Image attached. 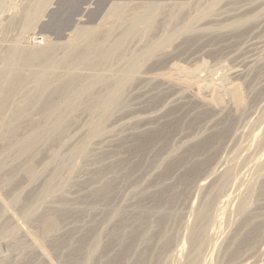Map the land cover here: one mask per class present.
Masks as SVG:
<instances>
[{"label":"bare ground","instance_id":"1","mask_svg":"<svg viewBox=\"0 0 264 264\" xmlns=\"http://www.w3.org/2000/svg\"><path fill=\"white\" fill-rule=\"evenodd\" d=\"M5 1L6 0H0V4L2 5ZM222 1H224V0H211L210 3H208L209 1L207 2L208 4L205 1H203L204 4H202V5L199 4L198 6L196 5L195 6L196 8L194 7V9H192V11L190 9H188V7H187L189 5V8H190V4L186 3V5L188 4L186 6V5H184L185 3L184 4H180L181 2L180 3L177 2V3H174V4L172 2L173 5L172 4L170 5L171 2H169V4L166 3L165 5L163 4L164 2L162 3L163 5H161L159 2H158L159 3L158 5H156L157 3H155V5H153L154 4L153 2L151 4H149V3L148 4L147 3L146 4L143 3V5L141 4L138 7H136V5L134 7L130 5V7H129V6H127L128 3H126V5H125V3L122 4V3H119V2H117V3L116 2L115 3L113 2V4H111V6H109L108 11H107V14H105L106 17L104 16L105 17L104 20H106V21L102 20L103 21V22L101 21L102 23L100 22L97 26L92 27V28H89L88 27V28H81V29L73 30V32L70 33V36L68 37L67 41H65L64 43L62 42L61 45L60 44L57 45V43L54 44V43H52L50 41H46L45 43H43V45H40L38 42H35V44H34L33 47H29L28 44L25 45L23 43L24 40H25V38H24L25 35L23 36V33H26L25 31L28 32L29 29L31 27H33L32 25L41 16L42 11L46 7V5L49 3L48 0H31V2H29V4L25 5L24 7L22 6V8L19 9L20 11L18 13V15H19L18 17L16 16L17 13L15 12L16 13L14 15L15 18H13L14 16L12 18L10 17V19L6 20V23L5 24L2 23V25H1V22H0V25H1V28L0 29H1L2 34H4V35L10 29H12L13 27L16 28V25L17 24L19 26V30H18L19 31V34H16L15 35L16 37H14L10 42H8L7 45H5V46L3 45L4 47L2 46V44L4 43L6 36L4 37V35L1 36V34H0V47L2 46L0 48V191L1 192H2V190L4 191V189H5L4 187L7 186L8 184H13V185L16 186L18 184V179H20L22 176L24 177L25 180H27V182H29L31 184L36 181V179L38 178V175H39V169H37V167L35 166V162L34 161L37 160L36 157H37L38 153L40 152L39 151L40 150V146L41 145L47 146V145H50V144L52 145V143H54V144H56V146L59 145V146L63 147L62 145H65L66 144L65 143L66 140H64V139H67V138H64V137H67V135H68L67 133L70 131L69 128L71 126H73V121H74V123L77 121V120H75V118H79L77 116L80 115L79 114V112L81 111V110H79L80 108L86 110L87 113H90V116L91 117L89 116L90 117L88 119L89 121H87V127L89 128V131H90V134L89 135H91L93 137L100 136L101 133H102V131H103V128H104L105 124L107 123V121L108 120L109 121L111 120V117L115 115V114L113 115V113L116 112V111H118L120 109L119 106H121V104L123 103L122 101L125 100L124 97H123L126 94V93H124V91L125 92L127 91L125 89L126 88H129L130 85H132L133 82H135L137 76L139 74H141L140 71L143 70L142 68L145 67V65L147 64V62L149 60H152L153 61V59L156 58V56H155L156 54L157 55L160 54L159 52L161 50H163L165 48L167 49L169 46L173 45L172 43L174 42L175 39H178V40L180 39L179 36H184V37H182V43H181V45H179V46H181L180 49L181 50L182 49L184 50V48L186 47V50H187L188 48H191L190 46L187 48V45H189V43L192 44V45L195 44V43L193 44V40H192L193 38H191V37L192 36L194 37V34L197 32V30H199V29H195L196 31L193 33L194 26H196L195 24L196 23L198 24V22H202L206 18L210 19L209 17H212L215 12H216L215 13V15H216L217 14V11L216 10L221 9V8H218L217 6H218L219 3L221 4ZM226 1L229 2L228 0H226ZM187 2H189V1H187ZM203 2H200V3H203ZM227 2H226V5H227ZM252 2H254V1H252ZM232 3L235 4V2H232ZM138 4H140V3H138ZM257 4H258V2H257ZM167 5H169V6H167ZM229 5L230 4H228V6ZM246 5L248 6V4H246ZM263 5L264 4H262V6ZM2 6H4V5H2ZM236 7L237 6H235V8ZM238 7H239V5H238ZM138 8H140V9H138ZM191 8H192V6H191ZM239 8H238V10H239ZM258 8L259 7H257L256 9H258ZM229 9H231V8H229ZM223 10H225V9H223ZM186 11H188V12H186ZM190 11L192 13H190ZM243 12H244V16H243V14L240 17L233 16L234 18L231 17L232 19L230 21H228L226 24L225 23L223 24V26L225 28L227 27L228 30H229V28L230 29L233 28V34L237 33V35L235 34L236 36H239L240 34L242 35V32H244L243 31V28L245 29L246 25L252 23L253 20L256 22L257 20H255V18L259 14L258 12H257V14H255L256 12L254 11L255 13H253V12H251V10L248 13H246L245 11H243ZM260 12H262V11H260ZM226 13H227V11H226ZM263 13L264 12H262V14ZM162 15H164L166 17L165 18V22L162 20L163 18L162 19L161 18L158 19V17L159 16L161 17ZM218 15L215 16L216 19H217ZM261 15H258V18L261 17ZM225 19H226V17H225ZM158 20L159 21L161 20L162 23L164 22L163 25H161L162 23L160 24L162 27L159 26L160 28H162V30H161L162 32L160 31V29L158 31L155 29V27L159 28L158 26H156V24L159 25V23H160V22L157 23ZM259 20H261V19H259ZM206 21H209V20H204V22H206ZM4 22H5V20H4ZM171 23L172 24L174 23L173 26H172ZM201 24H203V23H201ZM211 24H212V26H211ZM211 24L209 22L208 23L206 22L205 25H201L200 26V24H199V27L197 26V28L202 27V29H201L202 31L203 30H209V29H212V31H213V26L214 25H213L212 22H211ZM251 25H253V23ZM119 27H120V29L122 28L121 29V32L118 31V30H116V28H119ZM215 27H216V24H215ZM224 27H223V29L225 30ZM227 28H226V30H227ZM246 28L248 30V27H246ZM215 29H217V28H215ZM220 29H222V27H220ZM234 29L237 32H235ZM115 30H116V33H119V34H117V35L114 34V31ZM155 30L157 32V35L160 32H161V34H159V36L157 38H156V36H157L156 35L155 36L156 39H154V40L150 39L151 41H147V40H149L148 37L151 38V37L154 36V33L152 34L153 36L152 35L150 36V34L152 32H155ZM215 31H217V30H215ZM199 32L200 31H198V33ZM219 32H220V30H219ZM200 33H202V32H200ZM213 34H214V32H213ZM216 34H218V33H216ZM220 34H221V32L219 33V35ZM190 35H192V36H190ZM202 35H199V36L197 35V36L199 38ZM227 35H229V34H227ZM235 35H233V36H235ZM8 36H10V35H8ZM8 36H7V38H8ZM137 36H139V37H137ZM197 36L195 35V37H197ZM134 37L136 39L139 38L140 41L142 42V44L140 42V45H141L140 46V49L139 50L137 49L136 51L133 50V52L129 49L130 50V53H127L126 50L124 49V47H125L124 45L127 44L128 41L130 43V40H132ZM214 37L215 36H213L212 39ZM226 37H229V36H226ZM230 37H232V36H230ZM235 37H233L234 40H235ZM239 37H241V36H239ZM198 38H197V40H198ZM236 38H238V37H236ZM212 39H210V40H212ZM220 39H221V37H220ZM226 39H228V38H226ZM191 40H192V42H191ZM210 40H208V41H210ZM242 40H243V38H242ZM132 41H134V40H132ZM195 41H196V38H195ZM228 41H230V40H228ZM236 41H237V39H236ZM250 41H249V43H250ZM129 43H128V45H129ZM219 43H220V41H219ZM219 43H217V45ZM201 45H203V44H201ZM257 45H253V46L256 47ZM173 46H175V45H173ZM213 46H214V44H213ZM249 46H248V49H249ZM259 46H261V45H259ZM229 47H230V45H229ZM231 47H232V45H231ZM214 48L215 47H213V49ZM220 48H221V46H220ZM227 48L225 47V50ZM171 49L173 50V47ZM200 49H202V47ZM203 50H205V49L203 48ZM166 51H168V50H166ZM216 51H217V48H216ZM242 51H243V49H242ZM58 52H59V54L57 55ZM196 52H197V50H196ZM196 52H195V55H196ZM181 53H182V51H181ZM183 53H184V51H183ZM217 53H218V51H217ZM216 55H218V54H216ZM158 56H161V55H158ZM185 57H186V55H185ZM192 57H193V54H192ZM215 57H217V56H215ZM151 58H153V59H151ZM160 58H162V57H160ZM157 59H159V57H157ZM189 59L191 60V58H189ZM197 59H198V57H197ZM249 59H250V57H249ZM251 59H253V58H251ZM114 60L117 62V65H116L117 68H116V70H114V71H116V73H109L108 70H109L110 66L112 65L111 63ZM159 60H157V62H159ZM203 60L201 62H199V63L197 62V64L193 65L192 67L191 66L190 67H186V66L180 65L179 63H176V62H175L176 64L171 63V64H169L168 67H166L167 70L166 71H163V72L161 71V73L158 72V73L152 74L153 71L150 70V72H152L151 73V77H152V79L155 78V82H157L156 79H158V81L161 80V82L162 81H166L167 83H170L171 85L173 84L172 85L173 87L176 86V88L179 87L180 89L181 88H183L185 90L188 89L189 90V93H190V89H191L192 90L191 92L193 94V98L195 100L194 103L200 105V108L199 107L198 108L201 109V110H199L197 108L199 111L196 112V114L193 117L191 116L192 118L187 117L189 120H187L183 116V118H185L184 119L185 123L182 121L183 118L181 119V116H179V114H178V117L179 118H176L175 115H174L175 118L174 119L172 118V120H169L171 118L169 116L170 118L167 121L164 120V122L160 125V127L158 126L159 128L158 129L156 128V130H154V129L153 130H149L148 129L147 131H142V132L141 131L140 132L137 131V133L135 134V136L133 137V139L131 138L132 137V134H131V137H129V135H128V137L131 138L132 141H133V142L132 141L130 142L131 144L133 143L132 145H130L129 147H126L127 150H128V152H127L126 148L124 149L126 152H124L122 150L123 148L122 149L117 148V149L118 150H121L123 152V154L124 153H127V156H128L129 153L132 155V157H133L132 161H129L128 160L130 163L129 162L127 163L126 162L127 161L126 159H124L125 162L122 160L123 161L122 164L123 163L124 164L126 163L127 164L126 166L129 165L130 167L133 168V170L130 169V171L131 170L134 171V169H135L134 172L136 174V173H138V170H141V169H137V171H136V168H138V166H137L138 163L135 164L134 156H135V158L136 157H139V155L141 157L142 154H145V153L148 155L149 153H147V151L148 152L153 151V149L156 148V147H157L156 148L157 150H158V147H159L160 150H162L161 148L165 149L166 148L165 146L168 145L167 143H169L168 142V139H169V141L171 140L170 139L171 138V136H170L171 133H173L175 130L177 131V129L180 131L179 128L182 125L184 126L185 124H186V127L189 128V130H190V128L192 130L194 128V126L196 127L197 126L196 124H198V122L201 119H203L202 117L204 115L206 117L208 110L210 111V109H211V111H214L212 109H216L218 107L221 108V106L224 104L226 98L231 94V88L233 87L231 81L230 82H226L225 80H223V81L221 80V83H218L217 84V80L216 79H214V81H216V83L212 80L213 78L211 79V76H213L211 74H210L211 75L210 77L209 76L208 77H203V76L202 77H199L198 76V72L200 73L199 70H202V69H204V68L207 67V66L205 67L206 63L204 65V61ZM221 60H222V58H221ZM254 60H256V59H254ZM254 60H253V62H254ZM162 61H163V58H162ZM167 63H169V61ZM193 63H194V61H193ZM19 64H20V66L21 65L22 66L23 65L24 66L26 65L29 68L26 67V68L22 69L21 68L22 66L21 67L19 66L20 67L19 68L18 66H16V65H19ZM114 64H116V63H114ZM30 66L34 67V69H31ZM261 68H263V67H261ZM83 70H85L86 72L88 71V73L84 74L85 72ZM109 71H111V70H109ZM260 71H261V69H260ZM234 72H233V74H236ZM261 74H263V73H261ZM259 75H260V73H259ZM140 76H142V75H139V77L137 78V80L139 78H141ZM144 76H145V74H143V77ZM147 78H148L147 76L144 77L143 78V81L146 82ZM252 79H253V77H252ZM149 80H151L150 77H149ZM231 80H234V79L232 78ZM163 83H165V82H163ZM256 83H257V79H256ZM152 85H155V84H152ZM166 85H168V84H166ZM255 85H257V84H255ZM162 86H161V88H163ZM172 86H171V88H172ZM248 86H250V85H248ZM150 87H148V89ZM159 87H160V85H159ZM176 88H172V89H176ZM183 89H181L180 91L183 92ZM247 89H245V90H247ZM176 90L179 91L178 89H176ZM252 90H251V92H252ZM163 91H165V89ZM206 91H208V92H206ZM152 92H154V91L152 90ZM205 92H206V95L204 94ZM242 92H243L242 90L239 91V98H238V100L236 102L232 103V106L238 107V105L242 104L241 101H245V100H240V96H241V93ZM255 92H256V90H255ZM255 92L253 91V95H254ZM261 92H259V93H261ZM146 93H149L148 90L146 91ZM160 93H158V94H160ZM185 93H186V91H185ZM256 93H255V95H256ZM142 94L143 93H141V95ZM183 95H184V93H183ZM261 95H263V94H261ZM138 96L136 98H138ZM142 96L144 98V95H142ZM173 96H174V94H173ZM186 96H188V95H186ZM189 96L191 97L192 95L189 94ZM149 98H151V97H148V99ZM153 98H151V99L153 100ZM191 98H190V100H191ZM156 99H158V97ZM137 100H139V99H137ZM145 100H147V99H145ZM191 101H193V100H191ZM149 102H151V101H149ZM157 104H155V107H156ZM196 104H195V107L198 106ZM124 105H125V103H123V106ZM126 105H127V103H126ZM192 105H194V104H192ZM225 105L223 107H225ZM202 106L209 108L208 110L206 109L207 112H206V110ZM175 107H176V105H175ZM192 107H190V108H192ZM117 108H119V109L116 110ZM122 108L125 109V106L124 107H121V109ZM181 108H183V106ZM193 109H195V108H193ZM233 109H234V111H237L236 110L237 108L236 109L233 108ZM78 110H79V112H78V115L76 116V113H77ZM149 110L150 109H148V111ZM230 110L233 112V110L231 108H230ZM178 111H180V110H178ZM211 111L209 113H211ZM130 112H132V111H130ZM188 112H190V111H188ZM216 112H219V111L216 110ZM175 113H176V111H175ZM183 113H185V112H183ZM176 115H177V113H176ZM229 115H231V114H229ZM133 117H134V115H133ZM148 117H147V119H148ZM155 117H156V115H155ZM225 117L227 118L229 116L226 115ZM138 118L136 120H138ZM166 118H168V117H166ZM224 118H223V121L225 122V125L228 126V124L230 123V119L227 118V120L229 119L227 121L228 122V124H227V122H226V120ZM121 119H122V117H121ZM149 119H151V118H149ZM164 119H165V117H164ZM144 120H145V118H144ZM144 120L142 119V121H144ZM157 121H159V120H157ZM223 121L220 122V125L221 126L224 123ZM127 123L128 122H126V124ZM139 124H137V126ZM150 125H151V123H150ZM215 125L216 124H214V126ZM220 127L217 128V129H219V131H220V129H222ZM222 127H225V126H222ZM184 128H185V126H184ZM188 128H187V130H188ZM199 128H200V126H199ZM199 128H197V129H199ZM136 129H138V127ZM225 129H229V127H226ZM179 131H177V132H179ZM197 131L198 130H196V132ZM202 131L203 130H201V132ZM222 131H225V130L222 129ZM222 131L221 132H218V133H214L215 131H213V132H211L212 133L211 135L209 134L210 136H208V137L206 136V137H204V139L201 138L202 140H198L199 139L198 138L197 139L198 141H196V142H194L195 140L193 141L194 143L193 142L186 143V147L185 148L183 147V152H181L180 155L179 154L178 155L176 154L177 157H175V156L172 155L173 158L170 159L169 158L170 155H167V156H169L168 158L170 160L169 159L167 160V157H164L167 160L166 162H163L162 161V160H164V158L163 159H160V162H162V163L159 162L160 166L163 167L164 164H165V166L163 167L164 170L162 169L163 171L161 173H159V178L162 179L163 182L165 180L166 183L164 182V184H167V182L170 181V180L169 181H167V180L171 176V174H168L167 175V173L168 172L169 173H172L170 170L173 171V169L177 167L176 165L182 164L183 165V168H181V167L180 168L181 169H184V167H185V169H184L183 173L180 176L178 175L179 176V180H178L179 183L177 182L176 184H178V185L181 184V185L185 186V185H188V183H191L194 186H196L195 189L198 187L197 185H199L200 188H203L204 187L203 185L204 184H207V182L205 181L206 182L205 183L203 179L205 177H209V172H211V170H209L210 166L209 167H206V166H207L208 162L210 161V159L213 156L215 157L214 152H216L215 150L217 149V148H214V151H212L213 145H217V144H214L213 142L215 141V143H216L220 139L221 135L223 134ZM184 132H186V131L184 130ZM227 132H229V131H227ZM227 132H226V134H227ZM183 137L185 138L186 136H183ZM223 137H222V140L221 141H223V139H225ZM186 138H188V137H186ZM122 141L124 142V140H122ZM129 141H130V139H129ZM129 141H128V143H129ZM123 142H119L120 147H121V143H123ZM185 142H186V140H185ZM73 145L74 146L71 145V148H69V150L66 153H64V154H69V153L72 154L73 153V154L83 155L88 150L87 149L86 141H82L80 143H76V144H73ZM54 147L55 146H52L53 149H54ZM124 147H125V145H124ZM169 147L170 146L168 145V150H169ZM52 148H51V154H49L48 157H50L51 161L54 162L55 168L50 173V176L46 179V181L43 182L44 185L40 189L35 190V191H37V193H36L37 194L36 195L37 199H41L45 194L46 195H49V192L47 191V186L51 185L53 178L55 176H57L58 173L61 170H65V172L68 175V178H70V176L72 177V175L74 173V170H76L75 169L76 166L73 165V164H70V165H68V164L59 165V162L61 161V159H62V157H63L64 154H62L60 151H58V148H56L57 150L54 149L53 151H52ZM178 148H179V146H178ZM117 149L115 151H117ZM46 150H47V148H46ZM157 150L156 151L154 150L156 152L155 153L156 155H157ZM165 150H167V149H165ZM165 152L167 153V151H165ZM151 153L152 152H150V155H151ZM44 154H46V152ZM47 155H46V157H47ZM194 155H198V157L197 156H194ZM199 155H202L203 157H201V159L196 160L197 158H199ZM145 157H143V158H145ZM193 157L194 158L196 157L195 160L192 159ZM122 158H125V155ZM158 158H159V156H158ZM158 158H157V160H158ZM11 159L14 160V161L12 160L13 161V164H12ZM34 159H36V160H34ZM151 159L152 158H150V161H151ZM213 159L214 158H212V160ZM41 160H42V158H41ZM133 160H134V163H133ZM140 160L142 162L144 161L142 159V157H141ZM214 160L216 161V159H214ZM254 160L255 161L257 160L256 161L257 162L256 164H258L257 166L260 169V171H263L264 172V159L262 160L261 158H255ZM7 161H10L11 162V165H12L11 166L10 163L8 162L9 165H10L9 166V169L10 170L7 168L8 167V165H6V164H8ZM17 161H21V162H19V164L16 165ZM42 161H44V160H42ZM138 161L139 160H137V162ZM14 162H15V165H14ZM46 162L44 163L45 165L47 164ZM145 162L146 161H144V163ZM213 162L211 161L209 163H213ZM144 163H140L139 162V164L142 165V166H143ZM216 163L218 164V161L214 163L215 166H216ZM49 164H51V163H49ZM105 164H106V167H108L107 166V163H105ZM105 164L103 163L101 166H103ZM118 164H119V162H118ZM122 164H119V166H120L119 168H122ZM154 164L155 163H152L153 168H154ZM157 164H155V165H157ZM159 164L157 165L158 167H159ZM161 164H163V165H161ZM5 165L7 166L6 168L8 170L5 168ZM13 165L16 168H14ZM115 165H117V164H115ZM210 165H212V164H210ZM17 166H19V167H17ZM126 166L124 165V168H122V171H117V176L119 175L118 173H120V172L122 173L123 170H125V167ZM142 166H140V167H142ZM106 167L105 168L102 167L101 169L99 168L100 170L98 169V171L94 172L96 176L98 175V180H99V177L101 178V176H99V175H101L103 173L106 174V172H107V171L105 172V170H107ZM205 167L207 168V171L209 170L208 171V176H206V173L203 171V170L206 171V168ZM219 167L218 168L221 169V166H219ZM119 168L116 167L117 170ZM129 168H128L127 172L129 171ZM155 168H156V166H155ZM180 168H178V169H180ZM218 168H215V170L218 169ZM49 169H50V167H49ZM114 169H115V167H114ZM176 169L174 171H176ZM211 169H212V167H211ZM222 169H224V168H222ZM222 169H221V171H222ZM201 171L204 172V174H203V175H205L204 178H203V176L202 177H199V175L201 174ZM225 171H226V173L223 171V173H225V174H221L222 172H220V171L218 173L214 171V175L217 178L216 180H219L216 183H214L215 182V177H214V180H213L214 182L211 181V179H212L211 177L213 176V174H212V176L210 175L211 176V177H209V178H211L210 179V182H213L214 185L211 186L212 184H209L208 185L209 188L207 187L209 189V191H210V187H211V191L209 193L210 195L209 194L206 195V193L209 192L207 190V188H206L207 192H205L204 194L208 198L207 197L206 198L203 197L204 200L206 199V201L200 199V201L203 203V205L201 204L202 206L198 207V204H197L196 207H198V208L195 209V207H194V209H195L194 210L193 207H192L193 205L192 204L190 205V203H189L190 208H192L193 211L195 212V214L193 213V215H195L194 219H196V221H194V220L191 219L192 222L194 221V224L193 223H190L191 225L192 224L193 225L187 227L185 233L183 232V234H184L183 240L180 237V235H183V234H180V232H178V234H179L178 237H180L179 239L182 241V244H181L180 241H178V242H180V244L182 246L186 245L185 246L186 249L185 250L183 249V251H181L182 248L180 246H179V249L178 250H177V246H175L176 247L175 250H177V251H175V253H173V255L175 254V256H176V253L178 251L179 252L181 251L182 253H184L183 254V261L181 262V260H178L179 264H204L205 263V259H206L205 253L207 252V249L210 248L209 246H211L212 249L210 248L209 251H208V253H210V254H211V252L213 253V248H214V245H215V240H214L215 235L214 236L212 235V231L214 230V226H216L217 223H216V218L214 219L213 210H212V208H213L212 207L213 202H212L211 199H213V198L210 199L209 197L210 196H213L214 198H216V199L218 198L219 199L220 196L222 195L221 193H222L225 185H227V189H229V186H228L229 185V182L228 181L231 180V179H229V180H226V179H227V176L229 177L231 173L228 174L229 171H228V169L226 170V168H225ZM108 172H107V174H109ZM134 172H132V175L133 176H134V174H133ZM178 172H179V170H178ZM181 172L182 171H180V173ZM263 172H261L262 176H264L263 175L264 174ZM90 173L88 172V175ZM96 173H98V174H96ZM211 173H213V171ZM215 173L220 174L221 176L219 177V175H217L218 176L217 177ZM20 174L22 176L20 178H16L18 175L20 176ZM125 174H126V170H125ZM142 174H143V172H142ZM40 175H43V174H40ZM90 176H91V174H90ZM102 176H104V175H102ZM111 176L113 177L112 173H111ZM128 176H130V175L128 174ZM93 177H95L94 174H93ZM93 177H90V179L91 178L93 179ZM104 177H102V180L104 179ZM124 177H126V175ZM165 177L167 179H164ZM175 177H174V179H175ZM197 177L198 178H201V180H198L199 182H201L200 184H199L198 181H197L198 183L196 182V178ZM129 178H131V177H128V179ZM72 179H73V177H72ZM96 179H94L93 182H95ZM113 179H115V178H112L111 180H113ZM138 179H140V178H138ZM194 179H195V181H193ZM66 180H67V178H66ZM69 180H71V178ZM205 180H207V179H205ZM91 181H89V182H91ZM106 181H109V180H106ZM226 181H227V183H226ZM66 182L70 183L69 181H66ZM78 182L76 181V183L74 185H76V184L79 185V183H80V186H79V188H80L81 185H83L84 182L83 183H81V182L78 183ZM111 182H114V180L111 181ZM111 182L110 181L107 182V183L105 182L103 185L100 183L102 186L100 188H98L100 186V185H98V187H97L98 189H94L93 191H91L92 189L89 188V189H91L90 192H86L85 191L86 190V187H85L84 192H86V194H83V197L80 196V199L82 197V200L81 201H78L79 200L78 199L77 202L75 203V205H76V204H79L78 202H80L81 205L80 204H79V206L76 205L78 207H76V206L74 207L73 206L74 205L73 204L74 203L73 200H71L73 203H69L70 201H66L65 199H62L61 198L63 201H60V204L56 208H54L53 210H51L50 213H47L45 215H42L41 217L39 216L41 218L39 220V229H38L37 232L35 231V232H32V234H31V237H32V239L34 241V245L37 246V243H38V245H40V247H41V240H43V238H46L44 240L47 241V239H48L47 237H50L52 235H55V233L57 232V230L59 228L60 220H63L64 218H66V217H68L70 215L71 216L73 215L72 217H74V215L77 216V214L83 210V205L86 206L84 208H87L88 206L89 207L90 206L93 207L95 204L97 206L99 203H101V200H104V199L107 200L108 197H110V194L113 191L112 190L111 193H110V190H111V187H112V185L110 184ZM160 182H157V183L161 184ZM175 182H176V180H175ZM194 182L197 183V184L195 185ZM232 182H231V187H232V185L235 184V181H234V184ZM261 182L262 183H260L257 192H258V194H261V195L264 196V180H261ZM86 183L88 184L87 181H86ZM171 183H168L167 186H169V184H171ZM191 184L188 185V187L190 189L194 188V187L191 188V186H193ZM74 185L72 187H74ZM178 185H177V187H178ZM85 186H86V184H85ZM155 187L157 188V186H155ZM161 187H162V185H161ZM169 187H172L173 188L172 185H170ZM174 187H176V185ZM186 187H184L183 189H189L188 187L187 188ZM76 188L77 187H75V189ZM83 188H84V185H83ZM113 189H114V186H113ZM115 189H117L116 186H115ZM173 189H168V187H166V188H164L161 191L160 190H155V191H158V192H156L154 194H153V191H154L153 190L152 191V194L153 195L151 196V193H150V197H147V196H149V192L146 193L147 190H145L146 192L144 191L146 195L148 194L147 196L145 195L144 198L146 199V197H147V198H151L152 199V201H153V204L152 205H154L153 207L156 206V209H155L156 212H154V213L157 214V218L156 219L158 220V222L160 221L162 224H163V222H165V220H167L168 218H170V215H171V211L170 210L173 207L170 208L171 207L170 206L168 208V206H169L168 204L171 203V205H172V201L174 200V198H175L174 196L175 195L171 194L172 191H170L171 192L170 193L169 190H173ZM175 189H174V191H175ZM204 189H205V187L203 188V190L202 189H200V190L201 191H204ZM227 189L225 187V190H227ZM62 190H63V188L61 186H59V185H57L56 188H55V191L56 192H61ZM78 190L82 191L81 189H78ZM178 190H179V188H178ZM200 190L198 189V191H197V192H199V194H200ZM142 191H140V192H142ZM192 191L193 190H191V192ZM179 192L180 191H176V193H178V196L181 195V194H179ZM182 192H185L186 194H189L190 193L189 191H188L189 193H187L185 190L184 191L182 190ZM225 192L227 193V191H225ZM185 193H182V194L184 195ZM190 194H192V193H190ZM202 194H203V192H202ZM219 194H220V196L218 197ZM223 194H225V193L223 192ZM114 195H115V191L113 193V197H114ZM143 195H144V193L142 194V196ZM229 195L230 194H229V191H228V196ZM222 196L224 197V195H222ZM263 196L260 197V195H259L258 199L262 198L263 201H264ZM111 197H112V194H111ZM185 197L187 199L189 196H184L183 198L185 199ZM235 197H237V196H235ZM256 197H257V195H256ZM177 198H179V197H177V195H176V199ZM180 198H182V196ZM225 198H226V200L225 199H223V200L227 201L226 203H228V200H230L231 197L230 198L229 197H225ZM237 198H239V195H238ZM76 199H74V200H76ZM151 199H150V203H152L151 202ZM188 199H190V197ZM216 199H214L213 201H215ZM67 200H70V198L67 199ZM147 200L148 199H146V201ZM223 200H222V202H223ZM238 200H239V202H236V204L238 203L236 210H232V211L233 212L236 211L237 213L236 212L235 213L237 214V217L239 215L240 216L239 217L240 220L242 218H243V220H242V222L239 221V220H237V221L241 222L240 223L241 226L239 225L240 228H238L239 230L237 229L238 231L236 232V234H234L233 237H232L233 234L231 233L232 235H230L231 236L230 237L231 239L229 238V240H230L229 246L224 245L226 248L227 247L228 248L225 249V247L223 248V245H222V250L225 249L222 252V250L220 248L221 245H220V247H219L220 249L218 250V253L221 254V252H222V254L221 255L218 254V256L220 255V258L217 256L218 259H219L218 262H216L217 264H251L253 261L257 264L258 263V260H257V262L255 260H253V259H255V258H253V256H255L254 254H258V252L260 250H262V249L264 251V246L263 245H262L263 248H260L261 247L260 245L262 243L264 244V219H263L264 218V215H263V218L261 217L262 214H264V213L261 212L262 213L261 215L259 213L257 214V215H260V217H261V220H260V219L257 218L256 215L254 216V214H256V213H253V210H250V211H252V214L250 213L249 207H251V206L249 205V198L247 196H245V195L241 196L240 195V198L237 199V201ZM187 201L189 202V200H187ZM198 201L196 203H199L200 202V201L199 202ZM0 202H2L1 199H0ZM174 202H178V200H176ZM102 203H104V202H102ZM182 203H184V202H181V204ZM219 203H221V202H219ZM101 204H99V205H101ZM175 204L176 203H174L173 205L175 206ZM177 204L179 205L180 203H177ZM222 204H218V207L220 205V208L221 209H222V206L225 205V204L224 205H222ZM259 204H261V203H259ZM186 206H188V204ZM215 206L217 207V204H215ZM227 206H226V208H227ZM252 206H254V205H252ZM261 206H263V205H261ZM7 207H5V208L8 209ZM89 207L87 209H89ZM139 207H138V209H139ZM151 207H150V209H151ZM176 208H177V205H176ZM187 208H189V206ZM226 208H224V209H226ZM262 208H264V207H262ZM3 209H4V207H3ZM93 209L94 208H92V210ZM150 209H148V207L145 208V206H141V209L138 210L139 212L136 210L137 213L136 214L134 213L135 215H133L131 213L132 214L131 215L132 218H131V216H129L130 214L127 215L126 213H123V211L121 209L120 210H115L113 212V216L116 218L117 223L115 224V227L109 232V235H108L107 240H106L107 242L105 241L107 243L105 245V248H107V247H109L111 245L117 244L120 247V249H119L118 253L116 254V256L114 258L108 260L106 262V264H158L159 261H160L159 259L161 257L163 258L165 255H166L165 257H168L169 256V255L167 256V254L168 253L170 254V252L173 251L172 249L174 247V246L171 247L169 244L172 243L176 239L178 240V237L176 236L177 238L176 239L174 238V240L172 239L173 241H171V238L170 237H175V235H176L175 232L173 231L175 235H173L172 233L169 234V235H173V236H170V237H168V234H167V237H166V232L167 231L170 232V230H169L170 228H171V231H172V227H174L173 222L174 223L176 222L175 219H177V218L175 216H177V215H175V216L172 215L173 218H171V219H174L173 222L170 221V226H172V224H173L172 227L168 228L169 225L167 223H169V221L168 222L166 221L165 224L168 225V227H167L168 230H166V232H165V228H162V229H164V231L161 229L163 232H160V233H162L161 235H163V233L165 234V237H164V235L162 236V238L164 237L165 239L162 240V238H160L161 241H160V239L158 241L155 238H153L155 233H153V231L151 230V227L153 229L157 228L156 227L157 220H156V223H155L156 225H154L153 222H152L153 224L150 223V219H152L151 216H150L151 213H152V211ZM219 209H218V211H221ZM224 209H222V211H224ZM256 209L258 210V207ZM1 210H2V208L0 207V212H1ZM152 210H153V208H152ZM227 210H229V209H226V211ZM259 210H261V208H259ZM33 211H34V209L32 207H29L21 215V217H23L25 219V221L31 220V218H33L31 216V213ZM150 211H151V213H150ZM222 211H221V213H223ZM226 211H225V213H226ZM189 212L192 213V211H189ZM156 214H154L152 216H155ZM174 214H176V209H175V213ZM214 214H217L218 215L219 213L218 212L215 213V210H214ZM227 214H228V211H227ZM227 214H225V215H227ZM231 214L234 215L233 213H231ZM231 214H228V215H231ZM220 216H223V215L220 214L219 217ZM227 216H223L224 217L223 219H225V217L227 218ZM10 217H13V216H10ZM155 217H154V219H155ZM255 217L258 219V221L255 220L256 219ZM34 218H36V217H34ZM24 219H22V220L24 221ZM223 219H222V221H223ZM219 221L221 222V220H218V222ZM149 223L151 224V227H150ZM183 223H186V222H183ZM188 223L189 222L187 221V224ZM159 224L160 223H158V226L162 225V224H160V225ZM226 224L228 225V223H226ZM153 225H154V227H153ZM217 225H219V224H217ZM185 226H184V229H185ZM160 227H158L157 229L159 230ZM15 228H16V226H15ZM212 228H213V230H212ZM218 228H220V227H218ZM157 229H156V231H157ZM173 230H174V228H173ZM215 230H217V229H215ZM13 231H15L14 227H9V228L5 229V232L4 231L3 232L5 233V235L6 234L8 235V233L13 232ZM234 231H235V229H234ZM67 232L68 233L65 232V234L62 235L59 239L57 238V240H55V241L52 240L51 244L53 242L54 243L52 245L50 244V246L54 247L56 252L58 251V249H57L58 247L60 248L62 246L64 249L67 248V251H66L67 253L64 252L65 255L64 254L61 255L62 257L63 256L66 257V258H64V261H63V263L66 261V263H64V264H76V263H78L80 261H82L83 263L84 262H89L92 259L91 253L90 254H88V253H81L82 252L81 250H84V248H83L84 247V239H83V237H82V239H79V240L77 239L75 242H73L72 239H74V237L71 238L70 235L72 234L74 236V234L73 233H69V231H67ZM213 232H216V231H213ZM28 234H29V232H28ZM158 236L159 235H157L156 237L158 238ZM154 239L156 240L155 244L157 243L158 246L155 245L154 242H152V243L156 246L157 249H159V254L161 252L163 253L162 250H164V251H166L165 249L169 250L170 248L168 246H170L172 248L171 251L169 250V252L167 254L164 252L165 253L164 256H162V253H161V257L158 256L159 254H155V252H153V251L156 248L153 247L154 250L151 249L152 248L151 247L152 243L150 242V241H153ZM44 240H43V245L45 246ZM100 240H101L100 238H97L96 239V243L97 244H96L95 247L99 246ZM227 240H228V238H227ZM227 240H225V241L228 242L229 240L228 241ZM146 241L147 242H150L151 245L149 247H151L150 250H152V251L150 252V250H147L149 248L148 247V244H147V247H146L147 249L145 248V250H142V251H146L147 250V252L138 251L139 252L138 253L137 250H136V252L134 251L135 252L134 255H136V253H137L135 260H134V257L135 256L133 258H131L130 257L131 254H132L131 253V250L136 245H138V244L140 246H142L138 250L142 249L143 247H145L143 245V242L145 243ZM14 243H15V241H14ZM19 243H20V241H19ZM22 243L24 245V242H22ZM154 245H152V246H154ZM9 246H10V244H9ZM19 246H21V245H19ZM37 247H39V246H37ZM12 248L14 249L13 246H12ZM17 250H19V248ZM41 250H42V254L44 255L45 259L48 261V262H45V263H48V264L49 263H53V258L50 257L51 255L46 251V248L44 247ZM60 250L62 251L61 248H60ZM220 250H221V252H219ZM61 251L59 253H62L63 252V251L62 252ZM148 251L150 253H148ZM59 253H57L58 256H59ZM80 253L81 254H85V255H81ZM208 253H206V255H208ZM177 254H179V253H177ZM181 255L179 254L178 256H181ZM170 256H171V254H170ZM204 257H205V259H204ZM210 257H211V255H210ZM256 257H257V255H256ZM51 259H52V262H51ZM131 259H133L134 261L132 262ZM211 259H209V260H211ZM257 259L262 260V259H260L258 257H257ZM161 260H163V259H161ZM208 261L205 264H208L209 263ZM260 262H262V261H260ZM213 263H215V261ZM162 264H163V261H162ZM211 264H212V262H211Z\"/></svg>","mask_w":264,"mask_h":264},{"label":"rangeland","instance_id":"2","mask_svg":"<svg viewBox=\"0 0 264 264\" xmlns=\"http://www.w3.org/2000/svg\"><path fill=\"white\" fill-rule=\"evenodd\" d=\"M21 1V2H20ZM187 1H189V2H187ZM191 1V2H190ZM203 1H205L206 3L208 2V3H210L211 2V0H48V4L46 5V7L44 8V10L42 11V13H41V16L34 22V24L32 25L33 27H31L30 29H29V31L27 32V31H25L26 33H23V36L25 35V40H24V44L25 45H27L28 44V46L29 47H33L34 46V44H35V42H38L40 45H43V43H45L46 41H50V42H52V43H54V44H56L57 43V45H61L62 44V42L64 43L65 41H67V39H68V37L70 36V33L71 32H73V30H76V29H81V28H92V27H95V26H97L102 20H104L105 19V17H106V15L105 14H107V11H108V8H109V6H111V4H113V2L115 3H117V2H119V3H125V5H126V3H128L127 4V6H129L130 7V5L131 6H135L136 5V7H138L139 5H143V3H149V4H151L152 2L154 3L153 5H155V3H157L156 5H158L159 3L161 4V5H165L166 3H168L169 4V2H171L170 3V5L172 4V2H173V4L174 3H177V2H181L180 4H184V5H186V3H188V4H190V8H189V5L187 6L188 7V9H190L191 11H192V9H194V7L197 5H202V4H204V2ZM229 2H227L226 0H224V1H222L221 2V4L219 5L218 4V8H221V9H219V10H216L217 11V14L216 15H218L219 13V15H218V17H217V19H216V15H215V13L213 14V16L212 17H209L210 19H208V18H206V19H204V20H209V21H206L207 23L209 22L210 24H211V22L213 23V31H212V29H209V30H201L202 29V27H200V28H197V26L199 27V24H200V26L201 25H205V23L206 22H204V20L202 21V22H198V24L196 23L195 25L196 26H194V31H193V33L196 31L195 29H199V30H197V34L195 33L194 34V37L192 36V35H190V36H192L191 38H193L192 40H193V44L194 45H192V44H190L189 43V45H187V48L190 46L191 48H188L187 50H186V47L184 48V50L182 49H180V47L181 46H179V45H181V43H182V37H184V36H179V40L178 39H175L174 40V42L172 43L173 45H177L176 47L175 46H173V45H171V46H169L166 50H168V51H166L165 49H163V50H161L159 53L160 54H158V55H161V56H158L157 54L155 55L156 56V58L155 59H153V58H151V59H153V61L152 60H149L148 62H147V64L145 65V67L144 68H142L141 70L143 71H140L141 72V74H139V75H142V76H140L141 78H139L138 80H137V78L139 77V75L137 76V78H136V80H135V82H133V84L132 85H130V87L129 88H126L125 90H127L126 92L124 91V93H126L123 97H124V101H122L123 103H125V109H121V107H124L123 106V103L121 104V106H119V108H117L116 110H118V111H116V112H114L113 113V115L114 116H112L111 117V120L109 121H107V123L105 124V126H104V128H103V131H102V133H101V135L100 136H98V137H93V136H91V135H89L90 134V131H89V128L87 127V121H89L88 119L91 117L90 116V113H87V111L86 110H84V109H79V110H81L80 112H79V110L77 111V113H76V116L78 115V112H79V114L80 115H78L77 117H79V118H75V120H77L75 123H74V121H73V126H71L70 128H69V132L67 133L68 135H67V137H64V138H67V139H64V140H66V144L65 145H62L63 147H61V146H59V145H57L56 146V144H54V143H52V145L50 144V145H47V146H44V145H41L40 146V154L38 153V155H37V157H36V159H34V160H36V161H34L35 162V166L37 167V169H39V175H38V178L36 179V181L35 182H33L32 184L31 183H29V182H27V180H25L24 179V177L20 174V176L18 177H16V178H20L21 176V178L20 179H18V184L15 186V185H13V184H8L7 186H5L4 188V191L2 190V192L0 191V199H1V201L2 202H0V207L2 208V210H1V212H0V264H48V263H45V262H48L46 259H45V257H44V255L42 254V248H46V251L51 255L50 257L51 258H53V263H49V264H64V263H66V261L63 263V261H64V258H66L65 256H61V255H65V253H67L66 251H67V248H63L62 246L60 247L61 249H62V251L60 250V248L58 247L57 249H58V251L56 252L55 251V248L54 247H52V246H50V244H51V242H52V240H57V238L59 239L62 235H64L65 234V232L66 233H68L67 231H69V233H73L74 234V236L71 234H69L70 235V237L72 238V237H74V239H72L73 240V242H75L77 239L79 240V239H82V237H83V239H84V250H81L82 252L81 253H88V254H90L91 253V255H92V259L89 261V262H82V261H80V262H78V263H76V264H106V262L108 261V260H110V259H112V258H114L115 256H116V254L118 253V251H119V249H120V247L117 245V244H115V245H111V246H109V247H107V248H105V245L107 244L106 242V240H107V237H108V235H109V232L115 227V224L117 223V220H116V218L113 216V212L115 211V210H122L123 211V213H126L127 215H129V216H131L132 214L133 215H135L136 213H137V211L139 210V209H141V206H145V208H147L148 207V209H150V207H151V211H152V213H151V211H150V213H151V218L152 219H150V223L151 224H153L154 223V225H156V227L158 228V227H160L159 228V230L157 229V228H155V229H153L152 227H151V224L149 223V225H150V227H151V230L153 231V233H155L154 234V237L153 238H155L156 240H158L159 241V239L160 238H162V236L164 235V237H165V234L163 233V235H161L162 233H160V232H163L164 231V229H162V228H165V232H166V230H168V228H170V227H172L173 226V224H174V227H172V231H171V228L169 229L170 230V232L169 231H167L166 232V237H167V234H168V237H170V236H173V235H175V237H170L171 238V241H173L174 240V238L176 239L177 237H178V232H180V234H183V232L185 233L186 232V228L187 227H189V226H192L193 224H194V221H196V219H194V217H195V215H193V213L195 214V212L193 211V209H194V207H195V209L196 208H198V207H200V206H202L203 205V203L200 201V199L201 200H204V198H206L207 196V194H209L210 193V191H211V187H210V191H209V184H212L211 186H213L214 184H213V180H214V177H215V175H214V171L215 172H217L218 170L220 171V172H222L221 174H225L226 173V171H225V168H226V170L228 169V174L229 173H231L230 174V178L227 176V179L226 180H229V179H231V180H229L228 182H229V189H227V185H225V187H226V189L227 190H225V187H224V189H223V191H222V195H224V197L222 198L221 196H220V194L218 195V197L220 196V198L223 200V199H225L226 200V198L225 197H231L230 198V200H228V203H226L227 201H225V200H223V202H222V200L219 198H214L213 196H210L209 198L211 199V198H213V199H211L212 200V202H213V204H212V210H213V216H214V219L216 218V223L217 224H219V225H217L216 223V226H214V230H213V228H212V230L213 231H216V232H213L212 231V235L214 236L215 235V237H214V240H215V245H214V248H213V253L211 252V254L210 253H208V251H209V249L211 248V246H209L210 248L209 249H207V252L206 253H208V255H206V253H205V257H206V259H205V257H204V259H205V263L209 260V259H211V260H209L208 262L211 264V262H212V264H215L216 262H218V257L220 258V255L222 254V252L225 250V249H227L224 245H226V246H229V242H230V240H229V238L231 237L230 235H232V237L234 236V234H236V232L239 230L238 228H240V223L242 222V220H243V218L240 220V216L238 215V217H237V212L235 213V212H233L232 210H236V208H237V205H238V203L236 204V202H239V200L237 201V199H239L240 198V195L241 196H243V195H245V196H247L248 198H249V205L251 206V207H249V211L250 210H253V213H256V214H254V216L256 215L257 216V218L258 219H260L261 220V217L263 218V215L264 214H262V213H264V208H262V207H264V201H263V199L262 198H260V199H258V197H259V195H260V197H262L263 195H261V194H258V192H257V190H258V187H259V185H260V183H262L261 182V180H264V176H262V174H261V172H263V171H260V169L258 168V164H256L257 162V160L255 161L254 159L255 158H261L262 160L264 159V13L262 14V12H264V5L262 6V4H264V0H228ZM252 1H254V2H252ZM29 2H31V0H6L2 5H4V6H2L1 4V6H0V22H1V25H2V23L3 24H5L6 23V20H8V19H10V17L12 18L16 13V16L18 17L19 15H18V13H19V9H21L22 8V6L24 7L25 5H27V4H29ZM159 2V3H158ZM164 2V3H163ZM200 2H203V3H200ZM226 2H227V5H226ZM231 2V3H230ZM232 2H235V4L234 3H232ZM257 2H258V4H257ZM16 3V4H15ZM26 3V4H25ZM138 3H140V4H138ZM163 3V4H162ZM178 3V4H179ZM198 3V4H197ZM207 3V4H208ZM225 3V4H224ZM238 3V4H237ZM248 4V6L246 5V4ZM23 4V5H22ZM134 4V5H133ZM172 4V5H173ZM194 4V5H193ZM228 4H230L229 6H228ZM234 4V5H233ZM243 4V5H242ZM261 4V5H260ZM17 5V6H16ZM223 5V6H222ZM238 5H239V7L241 8H239L238 7ZM242 5V6H241ZM258 5V6H257ZM167 6H169V5H167ZM191 6H192V8H191ZM231 6V7H230ZM233 6V7H232ZM235 6H237L238 8H239V10H238V8L236 7L235 8ZM226 7V8H225ZM257 7H259L258 9H256ZM196 8V7H195ZM229 8H231V9H229ZM235 8V9H234ZM244 8V9H243ZM18 9V10H17ZM138 9H140V8H138ZM217 9V8H216ZM223 9H225V10H223ZM233 9V10H232ZM243 9V10H242ZM256 9V10H255ZM187 10V9H186ZM222 12H221V11ZM238 10V11H237ZM242 10V11H241ZM247 10V11H246ZM250 10H251V12H253V13H255V14H257V12L259 13L258 15H261V17H259L258 18V15L256 16V18H255V20H257L256 22L254 21H252V23H253V25H251L252 23H250V24H248V25H246V27H248V30H247V28L245 27V29L243 28V31L244 32H242V35L240 34L239 36H241V37H239V36H236L237 35V33H235V34H233V28H229V30H228V28H227V30H226V28L223 26V24L225 23H227L228 21H230L232 18H234L233 16H238V17H240V16H242V14H243V16H244V12L243 11H245L246 13H248V12H250ZM262 11V12H260V11ZM130 11V10H129ZM190 11V13H192ZM194 11V10H193ZM224 11V12H223ZM226 11H227V13H226ZM255 11V12H254ZM16 12V13H15ZM186 12H188V11H186ZM236 12V13H235ZM238 12V13H237ZM222 13V14H221ZM245 13V14H246ZM261 13V14H260ZM13 14V15H12ZM9 15V16H8ZM7 16V17H6ZM105 16V17H104ZM164 15H162L161 17L159 16L158 17V19L159 18H163L162 20L165 22V16L163 17ZM230 16V17H229ZM104 17V18H103ZM225 17H226V19H225ZM232 17V18H231ZM4 18V19H3ZM13 18H15V16L13 17ZM220 18V19H219ZM230 18V19H229ZM258 18V19H257ZM225 19V20H224ZM259 19H261V20H259ZM4 20H5V22H4ZM108 20V19H107ZM212 20V21H211ZM104 21H106V20H104ZM215 21V22H214ZM103 22V21H102ZM101 22V23H102ZM160 22V23H159ZM163 22V23H164ZM219 22V23H218ZM157 23H159V25H157L156 24V26H160V27H162L161 25H163V23L161 22V20L159 21H157ZM162 23V24H161ZM201 23H203V24H201ZM221 23V24H220ZM261 23V24H260ZM161 24V25H160ZM172 24V23H171ZM174 24V23H173ZM173 24H172V26H173ZM215 24H216V27H215ZM218 24V25H217ZM1 25H0V28H1ZM222 25V26H221ZM211 26H212V24H211ZM222 27V29H220V27ZM250 26V27H249ZM141 27V26H140ZM157 28V27H155V29L158 31L159 29H160V31L162 30V28ZM223 27L225 28V30L223 29ZM252 27V28H251ZM15 27H13L12 29H10L5 35L4 34H2V32H1V29H0V34H1V36H3L4 35V37H5V41H4V43L2 44V46L4 45H7L8 44V42H10L14 37H16L15 35L16 34H19V26H18V24L16 25V28L14 29ZM18 28V29H17ZM175 28V27H174ZM215 28H217V29H215ZM120 29V27L119 28H116V30H118V31H120L121 32V29ZM204 29V28H203ZM217 30V31H215V30ZM220 30V32H221V34L219 35V30ZM251 29V30H250ZM32 30V31H31ZM116 30L114 31V34H119V33H116ZM156 30H155V32H152L151 34H150V36L154 33V38L153 37H148V39L149 40H147V41H151L150 39H152V40H154V39H156L158 36H159V34H161V32L157 35V32H156ZM211 30V31H210ZM223 30V31H222ZM248 32H247V31ZM18 31V32H17ZM198 31H200V32H202V33H198ZM205 31V32H204ZM207 31V32H206ZM225 31V32H224ZM234 31L235 32H237L235 29H234ZM246 31V32H245ZM15 32V33H14ZM213 32H214V34H213ZM223 32V33H222ZM212 33V34H211ZM216 33H218V34H216ZM232 33V34H231ZM244 33V34H243ZM248 35H246V34ZM10 35V36H8V35ZM203 34V35H202ZM211 34V35H210ZM223 34V35H222ZM227 34H229V35H227ZM14 35V36H13ZM157 35V36H156ZM195 35L197 36H199V35H202V36H200L199 38H198V36L197 37H195ZM206 35V36H205ZM209 35V36H208ZM218 35V36H217ZM222 35V36H221ZM233 35H235L236 37H238V38H236L235 36H233ZM7 36H8V38H7ZM13 36V37H12ZM155 36H156V38H155ZM213 36H215L213 39H212V37ZM221 37V39H220V37ZM224 36V37H223ZM226 36H229V37H226ZM230 36H232V37H230ZM10 37V38H9ZM137 37H139V36H137ZM219 37V38H218ZM233 37H235V40H234V38ZM253 37V38H252ZM195 38H196V41H195ZM197 38H198V40H197ZM226 38H228V39H226ZM233 38V39H232ZM242 38H243V40H242ZM200 39V40H199ZM203 39V40H202ZM210 39H212V40H210ZM236 39H237V41H236ZM249 39V40H248ZM252 39V40H251ZM262 39V40H261ZM132 40H134V41H132ZM132 40H130V43H129V41L127 42V44H125L124 46V49L126 50V52L127 53H130V50L133 52V50L134 51H136L137 49L139 50L140 49V39L139 38H133ZM139 40V41H138ZM192 40H191V42H192ZM208 40H210V41H208ZM217 40V41H216ZM222 40V41H221ZM228 40H230V41H228ZM251 40V41H250ZM28 41V42H27ZM180 41V42H179ZM195 41V42H194ZM200 41V42H199ZM219 41H220V43H219ZM239 41V42H238ZM249 41H250V43H249ZM255 41V42H254ZM257 41V42H256ZM199 42V43H198ZM229 42V43H228ZM263 42V43H262ZM128 43H129V45H128ZM178 43V44H177ZM217 43H219L218 45H217ZM224 43V44H223ZM141 44H142V42H141ZM199 44V45H198ZM201 44H203V45H201ZM206 44V45H205ZM213 44H214V46H213ZM234 44V45H233ZM251 44V45H250ZM258 44V45H257ZM139 45V46H138ZM192 45V46H191ZM218 47H217V46ZM229 45H230V47H229ZM231 45H232V47H231ZM250 45V46H249ZM253 45H257L256 47L255 46H253ZM259 45H261V46H259ZM1 46V47H2ZM3 46V47H4ZM195 46V47H194ZM220 46H221V48H220ZM238 46V47H237ZM248 46H249V49H248ZM253 46V47H252ZM0 47V48H1ZM173 47V50L171 49ZM198 47V48H197ZM202 47V49H200ZM210 47V48H209ZM213 47H215L214 49H213ZM225 47L227 48L226 50H225ZM136 48V49H135ZM194 48V49H193ZM203 48L205 49V50H203ZM209 48V49H208ZM216 48H217V51H218V53H217V51H216ZM243 49V51H242V49ZM247 48V49H246ZM130 49V50H129ZM192 49V50H191ZM220 49V50H219ZM246 49V50H245ZM186 50V51H185ZM189 50V51H188ZM196 50H197V52H196ZM210 50V51H209ZM213 50V51H212ZM129 51V52H128ZM176 51V52H175ZM180 51V52H179ZM181 51H182V53H181ZM183 51H184V53H183ZM215 51V52H214ZM242 51V52H241ZM172 52V53H171ZM188 52V53H187ZM191 52V53H190ZM195 52H196V55H195ZM222 52V53H221ZM233 52V53H232ZM236 52V53H235ZM245 52V53H244ZM207 53V54H206ZM232 53V54H231ZM59 54V52L57 53V55ZM174 54V55H173ZM189 54V55H188ZM192 54H193V57H192ZM210 54V55H209ZM216 54H218V55H216ZM224 54V55H223ZM182 55V56H181ZM185 55H186V57H185ZM195 55V56H194ZM221 55V56H220ZM250 55V56H249ZM164 56V57H163ZM167 56V57H166ZM204 56V57H203ZM206 56V57H205ZM215 56H217V57H215ZM219 56V57H218ZM236 56V57H235ZM248 56V57H247ZM157 57H159V59H157ZM160 57H162L163 58V61H162V58H160ZM172 57V58H171ZM179 57V58H178ZM182 57V58H181ZM197 57H198V59H197ZM215 57V58H214ZM232 57V58H231ZM235 57V58H234ZM249 57H250V59H249ZM256 57V58H255ZM168 58V59H167ZM170 58V59H169ZM175 58V59H174ZM189 58H191V60L189 59ZM195 58V59H194ZM221 58H222V60H221ZM247 58V59H246ZM251 58H253V59H251ZM204 61V65H205V63H206V65H205V67L206 68H204V69H202V70H199L200 71V73L198 72V76L199 77H210L211 75H213V76H211V79L214 81V79H216L217 80V84L218 83H221V80L223 81V80H225L226 82H230L231 81V83H232V85H233V87L231 88V94L226 98V100H225V102H224V104L221 106V108L220 107H218V108H216V109H212V110H214V111H211V109H210V111H211V113H209L210 111L208 110L209 108H207V107H204V106H202L205 110L207 109L208 110V112H207V110H206V112H207V115H206V117H205V115L202 117L203 119H201L199 122H198V124H196L197 126L195 127L194 126V128L191 130V128H190V130H189V128L188 127H186V124L184 125L185 126V128H184V126L182 125L179 129H180V131L177 129V131H179V132H177L176 130L173 132V133H171L170 134V136H171V140L169 141V139H168V142L169 143H167L170 147H169V150H168V145H166L164 148L165 149H167V150H165V149H163V148H161L162 150H160L159 149V147H158V150L156 149V148H154L153 149V151H150V152H154L153 154L151 153V155H150V152H148L147 151V153H149L148 155L145 153V154H142V159L144 160V161H146L145 163H144V161L142 162L140 159H141V157H140V155H139V157H136L135 158V156H134V160H135V164H137V166H138V168H136V171H137V169H141V170H138V173H136L135 174V169H134V171H132L133 170V168L132 167H130L129 165V167L128 166H126L127 164L125 163H123L122 164V162L124 161V159H126L127 161V163L129 162V161H132V159H133V157H132V155L130 156L129 154H128V156H127V153H124L123 154V152L121 151V150H118L117 148H120V149H122L124 152H126L124 149L126 148V147H129L130 145H132L130 142L132 141V139H133V137L135 136V134L137 133V131H147L148 129L149 130H156V128L158 129L159 127H160V125L164 122V120H168L170 117V119L169 120H172V118L174 119L175 117L176 118H179L178 117V114H179V116H181V119L183 118V116L187 119V120H189L187 117H190V118H192L195 114H196V112H198L199 110H201V109H199L200 108V105H198V104H196V103H194V98H193V94H192V90L190 89V93H189V90L188 89H183V88H181V89H183V92H181L180 90V88L178 87V88H176V86L175 87H173L170 83H167L166 81H162L161 82V80H159L158 81V79H156V81L157 82H155V78L154 79H152V77H151V73L152 72H150V70L151 71H153V73L152 74H155V73H158V72H160L161 73V71L163 72V71H166L167 70V68L166 67H168L169 66V64H171V63H174V64H176V63H179L180 65H184V66H186V67H192L193 65H195V64H197V62L199 63V62H201L202 60ZM219 59V60H218ZM254 59H256V60H254ZM157 60H159V62H157ZM186 60V61H185ZM197 60V61H196ZM253 60H254V62H253ZM115 61V60H114ZM113 61V62H114ZM169 61V63H167ZM193 61H194V63H193ZM222 61V62H221ZM245 61V62H244ZM250 61V62H249ZM111 63L112 65L110 66V68H109V70H111V71H109L108 70V72L109 73H116V71H114V70H116V65H117V62L115 61L114 63H116V64H114V63ZM176 62V63H175ZM191 62V63H190ZM248 62V63H247ZM150 63V64H149ZM245 65H244V64ZM22 64V63H21ZM218 64V65H217ZM237 64V65H236ZM149 65V66H148ZM154 65V66H153ZM156 65V66H155ZM212 67H211V66ZM222 65V66H221ZM236 65V66H235ZM263 65V66H262ZM16 66H20V64L19 65H16ZM22 66V65H21ZM20 66V67H21ZM232 66V67H231ZM259 66V67H258ZM19 67V68H20ZM27 66L25 65H23L21 68L22 69H24V68H26ZM163 67V68H162ZM214 67V68H213ZM261 67H263V68H261ZM27 68H29V67H27ZM30 68L31 69H34V67H32V66H30ZM208 68V69H207ZM212 68V69H211ZM231 68V69H230ZM239 68V69H238ZM256 68V69H255ZM259 68V69H258ZM147 69V70H146ZM236 69V70H235ZM260 69H261V71H260ZM146 72H145V71ZM205 70V71H204ZM255 70V71H254ZM84 72V74H86V73H88V71L86 72L85 70H83ZM114 71V72H113ZM213 71V72H212ZM235 71V72H234ZM210 72V73H209ZM226 72V73H225ZM233 72L234 73H236V74H233ZM257 72V73H256ZM150 73V74H149ZM259 73H260V75H259ZM261 73H263V74H261ZM143 74H145V76L144 77H148L147 78V80H146V82L145 81H143ZM206 74V75H205ZM211 74V75H210ZM149 75V76H148ZM220 75V76H219ZM232 76V77H231ZM236 76V77H235ZM143 77V78H142ZM149 77H150V79L151 80H149ZM217 77V78H216ZM228 77V78H227ZM230 77V78H229ZM252 77H253V79L255 80H253L252 79ZM234 79V80H231V79ZM220 79V80H219ZM256 79H257V83H256ZM142 80V81H141ZM150 81V82H149ZM252 81V82H251ZM155 82V83H154ZM159 82V83H158ZM163 82H165L166 84H168V85H166L165 83H163ZM215 83H216V81H214ZM150 83V84H149ZM250 83V84H249ZM137 86H136V85ZM141 84V85H140ZM143 84V85H142ZM152 84H155V85H152ZM157 84V85H156ZM250 85V86H248V85ZM255 84H257V85H255ZM152 85V86H151ZM159 85H160V87H159ZM163 85V86H162ZM168 88H166L165 86ZM172 86V88H176V89H178L179 91H177L176 89H172L171 88V86ZM142 86V87H141ZM151 86V87H150ZM156 86V87H155ZM161 86L163 87V88H161ZM245 86V87H244ZM138 87V88H137ZM148 87H150L149 89H148ZM250 87V88H249ZM253 87V88H252ZM154 88V89H153ZM160 90H159V89ZM248 88V89H247ZM138 89V90H137ZM158 89V90H157ZM165 89V91H163ZM167 89V90H166ZM245 89H247V90H245ZM253 89V90H252ZM263 89V90H262ZM148 90V92L149 93H146V91ZM152 90L155 92H152ZM156 90V91H155ZM173 90V91H172ZM186 91V93H185V91ZM240 90H242L243 92L241 93V96H240V100H245V101H241L242 102V104H240V105H238V107H234V106H232V103H234V102H236L237 100H238V98H239V91ZM251 90H252V92H251ZM255 90H256V92H255ZM158 91V92H157ZM172 91V92H171ZM253 91L256 93V95H255V93H254V95H253ZM261 92V93H259V92ZM161 92V93H160ZM175 92V93H174ZM206 92H208V91H206ZM206 92L204 93L205 95H206ZM141 93H143L142 95H144V98H143V96L141 95ZM158 93H160V94H158ZM183 93H184V95H183ZM140 96H138V95ZM149 94V95H148ZM153 94V95H152ZM173 94H174V96H173ZM182 94V95H181ZM189 94L190 95H192L191 97L189 96ZM208 94V93H207ZM261 94H263V95H261ZM138 96V98H136L137 96ZM152 95V96H151ZM159 95V96H158ZM162 95V96H161ZM172 95V96H171ZM186 95H188V96H186ZM158 97V99H156L157 97ZM176 96V97H175ZM147 97V98H146ZM148 97H151V98H153V100L151 99V98H149L148 99ZM164 97V98H163ZM129 98V99H128ZM134 98V99H133ZM136 98V99H135ZM143 98V99H142ZM162 98V99H161ZM187 98V99H186ZM189 98V99H188ZM190 98H191V100H193V101H191L190 100ZM250 98V99H249ZM137 99H139V100H137ZM145 99H147V100H145ZM231 99V100H230ZM145 100V101H144ZM175 100V101H174ZM188 100V101H187ZM229 100V101H228ZM250 100V101H249ZM129 101V102H128ZM149 101H151V102H149ZM159 101V102H158ZM191 101V102H190ZM141 102V103H140ZM248 102V103H247ZM126 103H127V105H126ZM152 103V104H151ZM158 103V104H157ZM188 103V104H187ZM191 103V104H190ZM144 104V105H143ZM147 104V105H146ZM155 104H157L156 105V107H155ZM185 104V105H184ZM192 104H194V105H192ZM195 104L196 105H198L197 107H195ZM226 104V105H225ZM146 105V106H145ZM175 105H176V107H175ZM187 105V106H186ZM225 105V107H223ZM230 105V106H229ZM179 106V107H178ZM183 106V108H181ZM193 106V107H192ZM229 106V107H228ZM232 106V107H231ZM127 107V108H126ZM158 110H156L155 108ZM175 107V108H174ZM189 107V108H188ZM190 107H192V108H190ZM199 107V108H198ZM201 107V108H202ZM153 108V109H152ZM179 108V109H178ZM185 108V109H184ZM193 108H195V109H193ZM199 110H198V109ZM230 108L233 110V112L230 110ZM233 108H237L236 110L237 111H234V109ZM148 109H150L149 111H148ZM152 109V110H151ZM180 110V111H178V110ZM223 109V110H222ZM225 109V110H224ZM155 110V111H154ZM182 110V111H181ZM216 110L217 111H219V112H216ZM84 111V112H83ZM130 111H132V112H130ZM140 111V112H139ZM172 111V112H171ZM175 111H176V113H177V115H176V113H175ZM188 111H190V112H188ZM229 111V112H228ZM138 112V113H137ZM150 114H148V113ZM157 112V113H156ZM183 112H185V113H183ZM188 112V113H187ZM192 112V113H191ZM214 112V113H213ZM137 113V114H136ZM143 113V114H142ZM173 113V114H172ZM213 113V114H212ZM216 113V114H215ZM126 114V115H125ZM132 114V115H131ZM136 114V115H135ZM170 114V115H169ZM190 114V115H189ZM206 114V113H205ZM229 114H231V115H229ZM235 114V115H234ZM133 115H134V117H133ZM146 115V116H145ZM155 115H156V117H155ZM174 115H175V117H174ZM188 115V116H187ZM211 115V116H210ZM229 116V117H227V118H229L230 119V123L228 124V120H227V118L225 117V116ZM233 115V116H232ZM90 116V117H89ZM129 116V117H128ZM137 116V117H136ZM144 116V117H143ZM149 116V117H148ZM170 116V117H169ZM192 116V117H191ZM121 117H122V119H121ZM139 117V118H138ZM141 117V118H140ZM147 117H148V119H147ZM164 117H165V119H164ZM166 117H168V118H166ZM225 117V118H224ZM232 119H231V118ZM116 118V119H115ZM130 118V119H129ZM138 118V120H136ZM144 118H145V120H144ZM149 118H151V119H149ZM159 118V119H158ZM162 118V119H161ZM185 118H183V122L185 123V121H184V119ZM220 118V119H219ZM223 118L226 120V122H227V124H228V126L227 125H225V122L223 121ZM126 119V120H125ZM129 119V120H128ZM142 119L144 120V121H142ZM119 120V121H118ZM125 120V121H124ZM128 120V121H127ZM135 120V121H134ZM147 120V121H146ZM153 120V121H152ZM157 120H159V121H156ZM162 120V121H161ZM186 120V121H187ZM114 123H113V122ZM133 121V122H132ZM161 121V122H160ZM202 121V122H201ZM218 123H217V122ZM221 121H223L224 123L222 124V126H225V127H222L221 125H220V122ZM116 122V123H115ZM126 122H128L127 124H126ZM135 122V123H134ZM146 122V123H145ZM148 122V123H147ZM125 123V124H124ZM132 123V124H131ZM140 123V124H139ZM145 123V124H144ZM150 123H151V125H150ZM131 124V125H130ZM136 124V125H135ZM137 124H139L138 126H137ZM144 126H143V125ZM214 124H216L215 126H214ZM72 125V124H71ZM130 125V126H129ZM142 125V126H141ZM202 125V126H201ZM159 126V127H158ZM199 126H200V128H199ZM221 126V127H220ZM138 127V129H136ZM222 128L223 130H225V131H222V129H220V131H219V129H217V128ZM226 127H229V129H225ZM182 128V129H181ZM187 128H188V130H187ZM197 128H199V129H197ZM215 128V129H214ZM136 130V131H135ZM184 130L186 131V132H184ZM196 130H198L197 132H196ZM201 130H203L202 132H201ZM188 131V132H187ZM213 131H215L214 133H218V132H221L222 131V135H221V137H220V139L215 143V141L213 142L214 144H217V145H213V149H212V151H214V148H217L215 151L217 152H214V154H215V157L213 156L212 158H214V159H216V161L213 159L212 160V158L210 159V161L209 162H213V163H209L208 162V164H207V166L206 167H209L210 166V168H209V170H211V172L213 171V173H211V172H209V177H211L212 176V174H213V176L211 177V178H209V177H205V175H203L204 174V172L206 173V176H208V171H207V168H206V171L205 170H203V171H201V174L199 175V177H202L203 176V180H204V182L206 181L207 182V184H204L203 186L205 187V189H204V191H201L200 189H202L203 190V188H200L199 187V185H197L198 187L195 189V187L196 186H194L193 184H191V183H188V185H193V186H191V188L192 187H194V188H192V189H190L189 187H188V185H185V186H183V185H181V184H176L177 182L179 183V176L183 173V171H184V169H185V167H184V169H181V168H183V165L182 164H179V165H176L178 168H180V169H178L177 167V169L176 168H174L173 169V171L172 170H170L172 173H167V175L168 174H171V178L169 179L168 178V180L167 181H169V182H167V184L168 183H171V184H169V186L170 185H172L173 186V188L175 189L176 187H177V185H178V187L175 189V191H174V189L172 188V187H169V186H167V184H164V182H165V180H164V182H163V180L162 179H160L159 178V173H161L163 170H164V166H165V164L163 165V164H161V165H163V167L162 166H160V164H159V162H160V159H163L164 157H167V160L170 158V159H172L173 158V156H175V157H177V155L179 154H181V152H183V147L185 148L186 147V143H188V142H193L194 140V142H196V141H198V140H202V139H204V137H208V136H210L212 133L211 132H213ZM217 131V132H216ZM227 131H229V132H227ZM134 134H133V133ZM176 132V133H175ZM193 132V133H192ZM206 132V133H205ZM226 132H227V134H226ZM202 133V134H201ZM131 134H132V137H131ZM190 134V135H189ZM201 134V135H200ZM204 134V135H203ZM208 134V135H207ZM210 134V135H209ZM226 134V135H225ZM128 135H129V137H131V138H129L128 137ZM127 136V137H126ZM183 136H186V137H188V138H184ZM193 138H192V137ZM196 136V137H195ZM198 136V137H197ZM224 136V137H223ZM190 137V138H189ZM195 137V138H194ZM222 137L223 138H225V139H223V141H221L222 140ZM69 138V139H68ZM128 138V139H127ZM199 138V139H198ZM202 138V139H201ZM121 139V140H120ZM129 139H130V141H129ZM188 139V140H187ZM198 139V140H197ZM122 140H124V142L122 141ZM129 141V143H128V141ZM185 140H186V142H185ZM68 141V142H67ZM82 141H86V144H87V151L83 154V155H79V154H71V153H69V154H64V153H66L68 150H69V148H71V145L72 146H74L73 144H76V143H80V142H82ZM127 141V142H126ZM119 142H123V143H121V147H120V144H119ZM133 142V141H132ZM193 142V143H194ZM220 142V143H219ZM118 143V144H117ZM126 143V144H125ZM129 145H128V144ZM181 143V144H180ZM183 143V144H182ZM123 144V145H122ZM46 145V144H45ZM119 145V146H118ZM124 145H125V147H124ZM128 145V146H127ZM181 145V146H180ZM188 145V144H187ZM52 146H55L54 147V149H56V148H58V151H60L62 154H64L63 155V157H62V159H61V161L59 162V165H62V164H68V165H70V164H73V165H75L76 166V170H74V173H73V175H72V177H73V179H72V177L70 176V178H71V180H69L70 178H68V175H67V173L65 172V170H61L59 173H58V175L57 176H55L54 178H53V180H52V183H51V185H49V186H47V191L49 192V195H44L41 199H37V197H36V193H37V191H35V190H38V189H40L44 184H43V182H45L46 181V179L50 176V173L53 171V169L55 168V165H54V162L53 161H51V159H50V157H48L49 156V154H51V148H52ZM118 146V147H117ZM178 146H179V148H178ZM216 146V147H215ZM181 147V148H180ZM46 148H47V150H46ZM61 148V149H60ZM115 148V149H114ZM53 148H52V151L54 150ZM117 149V151H115ZM180 149V150H179ZM57 150V149H56ZM114 152H113V151ZM126 150H127V148H126ZM157 150V155L155 154L156 152L155 151ZM160 150V151H159ZM43 151V152H42ZM48 151V152H47ZM159 151V152H158ZM163 151V152H162ZM165 151H167V153L165 152ZM169 151V152H168ZM46 152V154H44ZM127 152H128V150H127ZM176 152V153H175ZM89 153V154H88ZM91 153V154H90ZM166 155H165V154ZM169 153V154H168ZM213 153V152H212ZM45 156H44V155ZM48 154V155H47ZM106 154V155H105ZM123 156H122V155ZM177 154V155H176ZM46 155H47V157H46ZM124 155H125V158H122V157H124ZM144 155V156H143ZM167 155H170V157L169 156H167ZM173 155V156H172ZM41 156V157H40ZM119 156V157H118ZM146 156V157H145ZM158 156H159V158H158ZM194 156H197L198 157V155H194ZM218 158H217V157ZM143 157H145V158H143ZM158 158V160H157V158ZM169 157V158H168ZM201 157H203L202 155H199V158H197L196 160H198V159H201ZM40 158V159H39ZM41 158H42V160H44V161H42L41 160ZM49 158V159H48ZM99 158V159H98ZM121 158V159H120ZM128 158V159H127ZM131 160H130V159ZM139 158V159H138ZM149 158V159H148ZM150 158H152L151 159V161H150ZM196 158V157H195ZM195 158L193 157L192 159L193 160H195ZM47 159V160H46ZM88 159V160H87ZM169 159V160H170ZM13 159H11V161H12ZM39 160V161H38ZM47 162H46V161ZM90 160V161H89ZM121 160V161H120ZM123 160V161H122ZM129 160V161H128ZM134 160H133V163H134ZM137 160H139L138 162H137ZM148 160V161H147ZM165 160V161H164ZM164 160H162L163 162H166L167 160L164 158ZM14 161V160H13ZM13 161H12V164H13ZM100 163H99V162ZM218 161V164L216 163V166H215V162H217ZM255 161V162H254ZM10 163V165H11V162L10 161H7V163ZM16 162V161H15ZM15 162H14V165H15ZM19 162H21V161H17V163H16V165L17 164H19ZM39 162V163H38ZM43 162V163H42ZM47 163L46 165L44 164V163ZM102 162V163H101ZM118 162H119V164H122V168H124V165L126 166L125 167V170H126V174H125V170H123V172L120 174V173H118L119 175L117 176V171H122V168H119L120 166H119V164H118ZM121 162V163H120ZM125 162V161H124ZM139 162L140 163H144L143 164V166L142 165H140L139 164ZM149 162V163H148ZM151 162V163H150ZM9 163L8 164H6V165H8V167L5 165V168L7 167L8 169H9ZM49 163H51V164H49ZM56 163V162H55ZM105 164V163H107V166L108 167H106V164L105 165H103V166H101L102 164ZM130 163V162H129ZM152 163H155V164H159V167L157 166V165H155L154 164V168H153V166H152ZM160 163H162V162H160ZM115 164H117V165H115ZM210 164H212V165H210ZM214 164V165H213ZM256 164V165H255ZM13 165V167L14 168H16L15 166ZM101 167H100V166ZM110 165V166H109ZM131 165V164H130ZM149 165V166H148ZM182 165V166H181ZM218 165V166H217ZM12 166V165H11ZM41 166V167H40ZM46 166V167H45ZM106 167V169L107 170H105V172L107 171H109L108 173L110 174H107V172H106V174L105 173H103V174H101V175H99V176H101V178L99 177V180L101 181H99L98 180V175L96 176L95 175V173L94 172H96V171H98V169L100 168H105ZM132 166V165H131ZM140 166H142V167H140ZM148 166V167H147ZM155 166H156V168H155ZM215 166V167H214ZM219 166H221V169L222 168H224V169H222V171H221V169H219L220 167ZM17 167H19V166H17ZM49 167H50V169H49ZM113 167V168H112ZM114 167H115V169H116V167L117 168H119L118 170L116 169H114ZM140 167V168H139ZM162 167V168H161ZM211 167H212V169H211ZM214 167V168H213ZM219 167V168H218ZM6 168V169H7ZM11 168V167H10ZM47 168V169H46ZM127 168V169H126ZM128 168H129V171L127 172V170H128ZM143 168V169H142ZM146 168V169H145ZM152 168V169H151ZM158 168V169H157ZM161 170H160V169ZM204 168V169H205ZM215 168H218V169H216L215 170ZM7 169V170H8ZM42 169V170H41ZM99 169V170H100ZM112 169V170H111ZM114 169V170H113ZM130 169H132L131 171L132 172H134L133 174H134V176L132 175V172L130 171ZM145 169V170H144ZM163 169V170H162ZM176 169V171H174ZM10 170V169H9ZM49 170V171H48ZM178 170H179V172H178ZM46 173H45V172ZM48 171V172H47ZM143 172V174H142V172ZM180 171H182L181 173H180ZM218 171V172H219ZM223 171L225 172V173H223ZM44 172V173H43ZM88 172L91 174V176H90V174L88 175ZM157 172V173H156ZM177 172V173H176ZM203 172V173H202ZM217 172V173H218ZM111 173H112V175H113V177L111 176ZM114 173V174H113ZM116 173V174H115ZM130 175V176H128V174ZM131 173V174H130ZM140 173V174H139ZM217 173H215L216 174V176L217 175H219V177L221 176L220 174H217ZM264 173V172H263ZM40 174H43V175H40ZM47 174V175H46ZM93 174H94V176L97 178H95V177H93ZM96 174H98V173H96ZM126 175V177H124L125 175ZM158 176H157V175ZM175 174V175H174ZM102 175H106L105 177L104 176H102ZM136 175V176H135ZM138 175V176H137ZM140 175V176H139ZM142 175V176H141ZM166 175V176H167ZM179 175V176H178ZM211 175V176H210ZM264 175V174H263ZM116 176V177H115ZM133 176V177H132ZM176 176V177H175ZM90 177H93V179L91 178L90 179ZM102 177H104V179L102 180ZM124 177V178H123ZM128 177H131V178H129L128 179ZM145 177V178H144ZM174 177H175V179H174ZM218 177V176H217ZM66 178H67V180H66ZM112 178H115V179H113L114 180V182H111V181H113V180H111ZM120 178V179H119ZM126 178V179H125ZM138 178H140V179H138ZM177 178V179H176ZM85 179V180H84ZM94 179H96L95 180V182H93L94 181ZM118 179V180H117ZM124 179V180H123ZM145 179V180H144ZM160 179V180H159ZM164 179H167L166 177L164 178ZM205 179H207V180H205ZM209 179V180H208ZM210 179H211V181H213V182H210ZM217 178L215 177V182L214 183H216L217 181H219V180H216ZM21 180V181H20ZM78 182H81V183H85L86 184V186H85V184L83 183V185H84V188H83V185H81V187L79 188V186H80V183H79V185H74L75 183H76V181ZM83 180V181H82ZM92 180V181H91ZM106 180H109L111 183V185H112V187H111V190H110V193H111V191H112V197H113V193H114V191H115V195H114V197L112 198L111 197V194H110V197H108V199L106 200V199H104V200H101V203L102 202H104V203H99V204H101V205H97L96 206V204L93 206V207H89L88 205V207H89V209H87V208H84V207H86V206H84L83 205V210L81 211V212H79L78 214H77V216L76 215H74V217H72L71 215L70 216H68V217H66V218H64L63 220H60V225H59V228H58V230H57V232L55 233V235H52V236H50V237H47L48 239H47V241L46 240H44V239H46V238H43V240H44V243H45V246L43 245V240H41V247H40V245H38V243H37V246H39V247H37L36 245H34V241H33V239H32V237H31V234H32V232H37L38 231V229H39V220L41 219L40 217L42 216V215H45V214H47V213H50L51 212V210H53L54 208H56L59 204H60V201H63L62 199H65L66 201H70L69 203H73L71 200H73L74 201V207L76 206V205H78L79 206V204H80V202H78L79 204H76L75 205V203L77 202V200L78 201H81L82 200V197H83V194H86V192H90V190L91 191H93L94 189H98V188H100L105 182L107 183V182H109V181H106ZM144 180V181H143ZM162 180V181H161ZM175 180H176V182H175ZM198 180H201V178H196V182L198 181ZM202 180V181H203ZM26 181V182H25ZM66 181H69L70 183H68V182H66ZM86 181L88 182V184L86 183ZM89 181H91V182H89ZM99 181V182H98ZM104 183H103V182ZM118 181V182H117ZM122 181V182H121ZM161 181V182H160ZM193 181H195V179L193 180ZM192 181V182H193ZM234 184V181H235V184L234 185H232V187H231V182ZM154 182V183H153ZM157 182H160L161 184H159V183H157ZM199 182V181H198ZM197 182V183H198ZM205 182V183H206ZM209 182V183H208ZM28 183V184H27ZM68 183V184H67ZM73 183V184H72ZM90 183V184H89ZM99 183V184H98ZM102 185H101V184ZM113 183V184H112ZM157 183V184H156ZM166 183V182H165ZM174 183V184H173ZM195 183V182H194ZM197 183H195V185L197 184ZM201 182H199V184H200ZM226 183H227V181H226ZM117 184V185H116ZM153 184V185H152ZM156 184V185H155ZM160 186H159V185ZM57 185H59V186H61L62 188H63V190L61 191V192H56L55 191V188H56V186ZM74 185V187H72ZM90 185V186H89ZM98 185H100L99 187H98ZM121 185V186H120ZM161 185H162V187H161ZM166 185V186H165ZM176 185V187H174ZM113 186H114V189H113ZM115 186H116V188L117 189H115ZM155 186H157V188L155 187ZM188 187L189 189H183L184 187ZM75 187H77L76 189H75ZM85 187H86V190H85ZM88 187V188H87ZM96 187V188H95ZM98 187V188H97ZM161 187V188H160ZM166 188V187H168V189H173V190H169V192L170 191H172V193L171 194H173V195H175L174 197V200L172 201V205H171V203L170 204H168L167 206H168V208L170 207V208H172L170 211H171V215H170V218H168L167 220H165V222H163V224L166 226H164L160 221L158 222V220L156 219L157 218V214L156 213H154V212H156V206L155 207H153L154 205H152L153 204V201H152V199L151 198H147V197H150V193H151V196L154 194V193H156V192H158V191H155V190H163L164 188ZM186 187V188H187ZM208 187V188H207ZM83 188V189H82ZM89 188H91V189H89ZM145 188V189H144ZM159 188V189H158ZM178 188H179V190H178ZM206 188H207V190L209 191V192H207V190H206ZM231 188V189H230ZM78 189H81L82 191H80V190H78ZM89 191H88V190ZM181 189V190H180ZM198 189L200 190V194H199V192H197L198 191ZM42 190V189H41ZM84 190L86 191V192H84ZM143 190V191H142ZM145 190H147V192L145 191ZM154 190V191H153ZM182 190L184 191H186L187 193H192V194H186L185 192H182ZM191 190H193L192 192H191ZM227 191V193L225 192V191ZM140 191H142V192H140ZM146 193H148L149 192V196H147L146 194H145V192ZM152 191H153V194H152ZM176 191H180L179 192V194H181V195H179L178 196V193H176ZM189 191V192H188ZM196 191V192H195ZM228 191H229V196H228ZM82 192V193H81ZM84 192V193H83ZM175 192V193H174ZM185 193L184 195L182 194V193ZM202 192H203V194H202ZM205 192H207L206 193V195L204 194ZM223 192L225 193V194H223ZM231 192V193H230ZM144 193V195L142 196V194ZM240 193V194H239ZM202 194V195H201ZM243 194V195H242ZM257 195V197H256V195ZM145 195L147 196L146 197V199H148L147 201H146V199L144 198L145 197ZM176 195H177V197H179V198H177L176 199ZM210 195V194H209ZM208 195V196H209ZM237 196L238 197V195H239V198H237V197H235V196ZM80 196H82L81 197V199H80ZM142 196V197H141ZM182 196V198L184 197V196H189L190 197V199H186V197H185V199L183 198H180ZM200 196V197H199ZM64 197V198H63ZM204 197V198H203ZM62 198V199H61ZM69 199L70 198V200H67V199ZM77 198V199H76ZM110 198V199H109ZM199 198V199H198ZM203 198V199H202ZM208 198V197H207ZM237 198V199H236ZM263 198H264V196H263ZM74 199H76V200H74ZM150 199H151V202L152 203H150ZM182 201H181V200ZM214 199H216L215 201H213ZM228 199V198H227ZM176 200H178V202H174V201H176ZM187 200H189V202L187 201ZM200 202H199V201ZM184 202L186 205L188 204V206H189V208H190V205L192 204L193 206V209L192 208H187L188 206H186L184 203H182L181 204V202ZM199 202V203H196V202ZM204 201H206V199L204 200ZM203 201V202H204ZM217 201V202H216ZM263 201V202H262ZM176 203L175 204V206L173 205L174 203ZM188 202V203H187ZM219 202H221V203H219ZM177 203H180L179 205L177 204ZM189 203H190V205H189ZM205 203V202H204ZM217 204V207L215 206V204ZM223 203V204H222ZM228 205H226V204ZM259 203H261V204H259ZM198 204V207H196V205ZM200 204V205H199ZM202 204V205H201ZM218 204H222V205H224V206H222V209H224V208H226V206H227V208L226 209H229V210H227L228 211V214H231V213H233L234 215H228L227 214V211H226V209H224V211H222V209L220 208V205H219V207H218ZM72 205V204H71ZM81 205V204H80ZM176 205H177V208H176ZM252 205H254V206H252ZM256 205V206H255ZM258 205V206H257ZM261 205H263V206H261ZM8 206V207H7ZM78 206H76V207H78ZM140 206V207H139ZM232 206V207H231ZM3 207H4V209H3ZM5 207H7L8 209H6ZM29 207H32L33 209H34V211L31 213V216L33 217V218H31V220H27V221H25V219L23 218V217H21V215L29 208ZM138 207H139V209H138ZM186 207V208H185ZM216 207V208H215ZM224 207V208H223ZM231 207V208H230ZM258 207V210L256 209ZM92 208H94L93 210H92ZM152 208H153V210H152ZM219 210H221L223 213H221V211H218V209ZM234 208V209H233ZM259 208H261V210H259ZM138 209V210H137ZM175 209H176V214H174L175 213ZM189 209V210H188ZM194 209V210H195ZM217 209V210H216ZM231 209V210H230ZM137 210V211H136ZM178 210V211H177ZM214 210H215V213L216 212H218L219 214L217 215V214H214ZM189 211H192V213H190ZM225 211H226V213H225ZM230 211V212H229ZM232 211V212H231ZM94 212V213H93ZM139 212V211H138ZM173 212V213H172ZM262 212V213H261ZM132 213V214H131ZM135 213V214H134ZM179 213V214H178ZM250 213L252 214V211H250ZM262 214V216L260 217V215H257V214ZM13 214V215H12ZM154 214H156L155 216H152V215H154ZM223 215V216H227V218L225 217V219H223L224 217L223 216H220L219 217V215ZM225 214H227V215H225ZM172 215H177V216H175L177 219H175V223L173 222V220L174 219H171V218H173V216ZM10 216H13V217H10ZM40 216V217H39ZM76 216V217H75ZM149 216V217H150ZM172 216V217H171ZM216 216V217H215ZM230 216V217H229ZM34 217H36V218H34ZM38 217V218H37ZM154 217H155V219H154ZM218 217V218H217ZM237 217V218H236ZM260 217V218H259ZM131 218H132V216H131ZM256 218V217H255ZM255 219L256 221H258V219ZM14 219V220H13ZM22 219H24V221L22 220ZM171 219V220H170ZM194 220L193 222H192V220ZM221 220V222L219 221L218 222V220ZM222 219H223V221H222ZM227 219V220H226ZM264 219V218H263ZM153 220V221H152ZM156 220H157V223H156ZM189 222L188 224H187V221ZM237 220H239V221H241V222H239V221H237ZM155 221V222H154ZM166 221L168 222L169 221V223H167L168 225H169V227H168V225H166L165 223H166ZM170 221L171 222H173V224H172V226H170ZM153 222V223H152ZM183 222H186V223H183ZM228 223V225L226 224V223ZM156 223V224H155ZM158 223H160V224H162V225H160V226H158ZM190 223H193L192 225L190 224ZM222 223V224H221ZM184 224V225H183ZM190 224V225H189ZM10 225V226H9ZM154 225H153V227H154ZM186 225V226H185ZM188 225V226H187ZM240 225V226H239ZM15 226H16V228H15ZM163 226V227H162ZM184 226H185V229H184ZM239 226V227H238ZM9 227H14V229H15V231H13V232H10V233H8V235L6 234L5 235V229H7V228H9ZM168 227V228H167ZM218 227H220V228H218ZM173 228H174V230H173ZM11 229V228H10ZM156 229H157V231H156ZM163 231H162V230ZM215 229H217V230H215ZM234 229H235V231H234ZM238 229V230H237ZM73 230V231H72ZM185 230V231H184ZM4 231V232H3ZM72 231V232H71ZM175 232V234H174V232ZM28 232H29V234H28ZM235 232V233H234ZM158 233V234H157ZM173 234V235H169V234ZM232 233V234H231ZM157 235H159L158 236V238L156 237ZM161 235V236H160ZM9 236V237H8ZM177 236V237H176ZM183 236H184V234L183 235H180V237L182 238V240H183ZM81 237V238H80ZM162 238V240L163 239H165V238ZM180 237H178V240L176 241V240H174L172 243H170L169 245L171 246V247H173V249L170 247V246H168L169 248V250L171 251V249L173 250V251H171L170 252V254H171V256H170V254L168 253L169 252V250H167V249H165L166 251H164V250H162L163 251V253H162V256H164V254L166 253H168L167 254V256L168 257H161V253L159 254V249H157L156 248V246L155 245H157L158 246V244L156 243L155 244V242H156V240L154 241H150L151 243L152 242H154V244L152 243V245H154V246H152L151 244H150V242H143V245L145 246V247H143L142 249H140V250H138L140 247H142V246H140L139 244L138 245H136L132 250H131V253L133 254H131V258H133L134 256V260H135V258H136V255H137V253H136V255H134L135 254V252H136V250H137V252L138 251H142V250H145V248L147 247V244H148V247L151 245V247H149L147 250H150V248L151 249H153L154 250V248L153 247H155L156 249V251L154 250L153 252H155V254H159L158 256H160L161 258L159 259L160 261H159V263L160 264H162V261H163V264H179V262H178V260H181V262L183 261V254L184 253H182L181 251H183V249L185 250L186 248H185V246L186 245H184V246H182L181 244H182V241L179 239ZM97 238H100L101 240H100V244H99V246H97V247H95L96 246V239ZM217 238V239H216ZM227 238H228V240H227ZM173 239V240H172ZM231 239V238H230ZM225 240H227L228 242H226ZM14 241H15V243H14ZM19 241H20V243H19ZM24 242V245H23V243L22 242ZM106 241V242H105ZM157 241V242H158ZM160 241H161V239H160ZM178 241H180L181 242V244H180V242H178ZM217 241V242H216ZM109 242V241H108ZM14 243V244H13ZM54 243V242H53ZM52 243V244H53ZM141 243V242H140ZM159 243V242H158ZM177 243V244H176ZM223 243V244H222ZM9 244H10V246H9ZM51 244V245H52ZM228 244V245H227ZM19 245H21V246H19ZM220 245H221V247H220ZM222 245H223V248L225 247V249H223L222 250ZM262 245L264 246V244L262 243L260 246V248H263L262 247ZM12 246L14 247V249L12 248ZM138 246V247H137ZM175 246H177V250L179 249V246L182 248V250L179 252H177V253H179L181 256H178L179 254H177L176 253V256H175V254L173 255V253H175V251H177V250H175ZM21 247V248H20ZM221 248V250H222V252H221V250L219 251V252H221V254L220 253H218V250ZM19 248V250H17ZM82 248V249H83ZM25 249V250H24ZM64 249V250H63ZM212 249V248H211ZM45 250V249H44ZM52 250V251H51ZM147 250L146 251H142V252H147ZM62 252V253H59V252ZM134 253H133V252ZM152 250H150V252H151ZM158 251V252H157ZM55 252V253H54ZM65 252V253H64ZM149 251H148V253H150ZM165 252V253H164ZM260 252V253H259ZM258 252V254H254L255 256H253V258H255V259H253V260H255L256 262H257V260H258V263L257 264H264L263 262H264V251H263V249L262 250H260ZM263 254H262V253ZM57 253H59V256H58V254ZM80 253V254H81ZM139 253V252H138ZM211 255V257H210V255ZM218 254H220L219 256H218ZM263 256H262V255ZM81 255H85V254H81ZM256 255H257V257L258 258H260V259H262V260H259V259H257V257H256ZM260 257H259V256ZM218 256V257H217ZM179 259H178V258ZM210 257V258H209ZM209 258V259H208ZM45 259V260H44ZM63 259V260H62ZM161 259H163V260H161ZM208 259V260H207ZM251 259V260H252ZM66 260V259H65ZM132 260V262L134 261L133 259H131ZM217 260V261H216ZM215 261V263H213ZM260 261H262V262H260ZM51 262H52V259H51ZM158 263V264H159ZM204 263V264H205ZM208 263V264H209ZM253 264H256L254 261L252 262ZM251 263V264H252ZM217 264V263H216Z\"/></svg>","mask_w":264,"mask_h":264}]
</instances>
